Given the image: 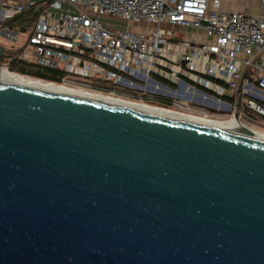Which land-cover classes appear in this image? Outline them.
<instances>
[{
    "label": "water",
    "instance_id": "obj_1",
    "mask_svg": "<svg viewBox=\"0 0 264 264\" xmlns=\"http://www.w3.org/2000/svg\"><path fill=\"white\" fill-rule=\"evenodd\" d=\"M0 264H264V138L0 81Z\"/></svg>",
    "mask_w": 264,
    "mask_h": 264
},
{
    "label": "built area",
    "instance_id": "obj_2",
    "mask_svg": "<svg viewBox=\"0 0 264 264\" xmlns=\"http://www.w3.org/2000/svg\"><path fill=\"white\" fill-rule=\"evenodd\" d=\"M260 3L262 15L225 11L221 0L5 1L4 14L31 6L40 11L20 51L5 54L1 67L39 70L54 78L34 77L84 90L91 89L78 80L117 81L124 73L141 72L179 94L172 106H156L235 119L264 135V0ZM109 19L127 25L109 26ZM143 21L157 28L131 29V23Z\"/></svg>",
    "mask_w": 264,
    "mask_h": 264
},
{
    "label": "bare ground",
    "instance_id": "obj_3",
    "mask_svg": "<svg viewBox=\"0 0 264 264\" xmlns=\"http://www.w3.org/2000/svg\"><path fill=\"white\" fill-rule=\"evenodd\" d=\"M0 81L17 84L22 86H27L35 89L52 91L57 93H64L68 95L87 97L91 99L106 101L117 105L128 106L135 108L140 111H146L151 114L158 113H167L176 119H189L190 121H200L207 124L212 125L213 127H223L227 128L231 132L242 134V135H250L253 137L264 138L263 133L257 129H250L245 125H241L237 120H213L207 118L205 116H188L182 113H178L169 109H165L156 105H152L145 102L131 101L122 97L112 96V95H104L102 93H97L91 90H84L79 88H73L66 85H59L57 83L43 80L41 78L30 77L28 75H23L17 72H13L10 69H4L1 67L0 69Z\"/></svg>",
    "mask_w": 264,
    "mask_h": 264
},
{
    "label": "flooded vegetation",
    "instance_id": "obj_4",
    "mask_svg": "<svg viewBox=\"0 0 264 264\" xmlns=\"http://www.w3.org/2000/svg\"><path fill=\"white\" fill-rule=\"evenodd\" d=\"M8 50V54L13 56H16L20 51V49L14 50L13 48ZM40 74V77L54 78L53 75ZM77 84L104 95H112L127 100L143 101L151 104L156 102L162 106H172L175 99L177 100L179 97L177 90H175L176 88L172 85H168L154 77H147L141 72L124 73L117 81L103 79L78 80Z\"/></svg>",
    "mask_w": 264,
    "mask_h": 264
},
{
    "label": "crops",
    "instance_id": "obj_5",
    "mask_svg": "<svg viewBox=\"0 0 264 264\" xmlns=\"http://www.w3.org/2000/svg\"><path fill=\"white\" fill-rule=\"evenodd\" d=\"M5 1L12 2V3H20V4H27L29 0H0V3H3ZM221 8L225 11L231 12V11H243L248 14L252 15H262L263 9L261 7L260 0H221ZM14 14H16L13 11H8L7 13H1L0 12V23L5 21L6 19L12 17ZM0 26V37L5 38L6 40H13L15 41L17 39V34L19 33L18 29L16 28H9V31H3ZM10 34L14 35L15 37L10 36ZM1 43V42H0ZM6 46L7 49L13 48L14 50H19L24 45V43H1Z\"/></svg>",
    "mask_w": 264,
    "mask_h": 264
},
{
    "label": "rangeland",
    "instance_id": "obj_6",
    "mask_svg": "<svg viewBox=\"0 0 264 264\" xmlns=\"http://www.w3.org/2000/svg\"><path fill=\"white\" fill-rule=\"evenodd\" d=\"M107 21L109 22V26L112 25V26H116V27H125L127 25L125 22H120V21H116V20H113V19H109ZM130 26H131V29H133L134 31H137V32H150V31H152V30L157 28L156 24L150 23V22H147V21H143L141 23H131ZM18 32H19L18 33V38L14 42L6 40L3 37H0V42L1 43H24L26 41V39H27V36H28L27 32H21V31H18ZM6 46H9V45L6 44ZM6 60H7V57H4L3 61L6 62ZM13 69H15V70H17L19 72H22V73L31 74L33 76L41 75L39 70H33V69L26 68V67H21V66L20 67H15L14 66ZM153 104L154 105H156V104L159 105L156 102H154ZM209 113L213 114V112H211L210 110H209Z\"/></svg>",
    "mask_w": 264,
    "mask_h": 264
},
{
    "label": "trees",
    "instance_id": "obj_7",
    "mask_svg": "<svg viewBox=\"0 0 264 264\" xmlns=\"http://www.w3.org/2000/svg\"><path fill=\"white\" fill-rule=\"evenodd\" d=\"M39 7L31 6L27 8L26 10L14 14L12 17L6 19L5 21L0 23L1 27H9V28H16L21 32H28L31 25L34 23L36 18H38L39 14ZM4 56L2 57L3 60ZM17 61V59H14V62ZM18 73V72H17ZM22 74V73H20ZM26 75V74H23ZM30 76V75H28ZM34 77V76H30ZM38 78V77H35Z\"/></svg>",
    "mask_w": 264,
    "mask_h": 264
}]
</instances>
